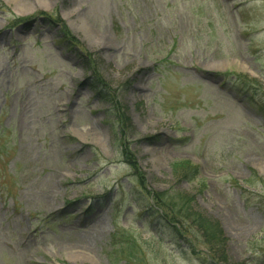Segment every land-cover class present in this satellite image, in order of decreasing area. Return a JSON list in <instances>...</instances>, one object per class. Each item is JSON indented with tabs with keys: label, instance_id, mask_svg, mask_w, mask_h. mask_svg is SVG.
<instances>
[{
	"label": "rangeland",
	"instance_id": "rangeland-1",
	"mask_svg": "<svg viewBox=\"0 0 264 264\" xmlns=\"http://www.w3.org/2000/svg\"><path fill=\"white\" fill-rule=\"evenodd\" d=\"M139 177L264 264V0H0V264H215L154 228Z\"/></svg>",
	"mask_w": 264,
	"mask_h": 264
},
{
	"label": "trees",
	"instance_id": "trees-1",
	"mask_svg": "<svg viewBox=\"0 0 264 264\" xmlns=\"http://www.w3.org/2000/svg\"><path fill=\"white\" fill-rule=\"evenodd\" d=\"M231 75L235 77V84L240 86V88L243 90L251 87H262V84L257 79H252L244 73H231ZM88 82H90V86L94 90L97 98L102 102H105V96L102 94L103 88L99 84L102 83L104 85L102 79H96L94 76V78H88ZM120 124L119 129H121L122 135H125V129L128 125V121L126 117L123 118V115L122 118H120ZM121 146L123 153L128 157L130 154L128 152V148L124 147L123 142L121 143ZM131 165L133 169L137 168L134 160H131ZM196 169L197 167L193 166L190 160H185L181 163L174 164L173 167L176 175L180 177L189 176L193 172L196 174ZM139 184L142 187L136 186L133 182L129 192L131 194H133L132 191L139 193L137 201L140 204H147V210L148 212L150 211L149 216L152 219L151 223L153 224L154 228L167 229L175 236L176 239H178V242L180 240L189 246L190 241L187 239L186 234L194 235V237L197 234L198 239H201L202 243L207 246V256L205 258L211 260L215 264H231L229 262V256L227 254L226 248L228 238L225 236L219 222L204 215L199 210H195L193 207L194 200L192 195L180 191L171 192L168 190H151L145 186L141 177H139ZM164 210H168L170 215ZM120 230L121 229H117L114 233H112V245L116 247L120 246V244L128 245L127 248H124L122 251L125 255L131 256V251H134L135 248L139 247L138 241L129 236L130 234H124ZM118 250L119 249H117V251ZM192 250L195 252V249Z\"/></svg>",
	"mask_w": 264,
	"mask_h": 264
}]
</instances>
